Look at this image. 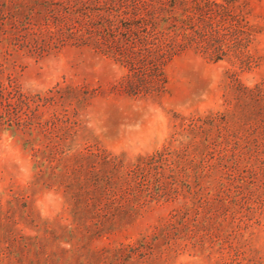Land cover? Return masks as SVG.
<instances>
[{
	"label": "rangeland",
	"instance_id": "obj_1",
	"mask_svg": "<svg viewBox=\"0 0 264 264\" xmlns=\"http://www.w3.org/2000/svg\"><path fill=\"white\" fill-rule=\"evenodd\" d=\"M170 2L0 0V264H264V0Z\"/></svg>",
	"mask_w": 264,
	"mask_h": 264
},
{
	"label": "trees",
	"instance_id": "obj_2",
	"mask_svg": "<svg viewBox=\"0 0 264 264\" xmlns=\"http://www.w3.org/2000/svg\"><path fill=\"white\" fill-rule=\"evenodd\" d=\"M204 1H206V0H204ZM177 4H178V0H171V2L168 4V6H170L171 9H175ZM213 4L218 6V4L216 2H213ZM179 17L180 16H176L174 19L175 20L180 19ZM189 18L192 19L193 16H191ZM135 34H137V33H135ZM201 51L214 60H220L226 55H229L231 53H234V54L236 53V51L233 52L229 48H219V47L212 48V49L204 48V49H201ZM176 52H177V48H174V47H168V48L160 50V52L158 53V56H159L158 58L160 60H158L157 65L155 63H153V65H155V66L153 67L152 71L150 70V72H151L150 74L155 75V73H154L156 71L155 69H159L161 61H164L163 59H166L167 57H171ZM128 63L131 66L130 70L131 71L133 70V72L136 71L135 65L130 60H128ZM133 75H135V74H133ZM140 78H142V76ZM140 80H143V78ZM119 86L132 88L133 90H136V91L140 90V86H139L138 81L136 80V82H135V78L132 79V75L130 73H128L126 75L125 79H123L122 81L119 82ZM241 87L243 88L244 91L248 92L249 94H256L257 92L260 91V88H261L260 86H256V87H252V88L245 87V86H241Z\"/></svg>",
	"mask_w": 264,
	"mask_h": 264
}]
</instances>
